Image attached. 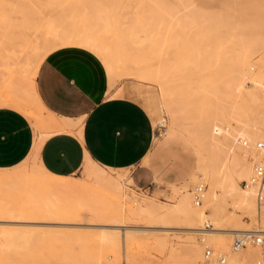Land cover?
Returning <instances> with one entry per match:
<instances>
[{"label":"bare ground","instance_id":"bare-ground-1","mask_svg":"<svg viewBox=\"0 0 264 264\" xmlns=\"http://www.w3.org/2000/svg\"><path fill=\"white\" fill-rule=\"evenodd\" d=\"M69 45L102 60L110 87L150 86L139 99L159 137L192 145L196 170L173 201H140L126 174L86 155L85 178L37 161L46 137L76 125L50 114L34 85L42 59ZM4 103L32 119L37 143L22 165L0 170V264H151L146 247L162 264H264L258 246L230 248L232 237L264 236V0H0Z\"/></svg>","mask_w":264,"mask_h":264},{"label":"crops","instance_id":"crops-1","mask_svg":"<svg viewBox=\"0 0 264 264\" xmlns=\"http://www.w3.org/2000/svg\"><path fill=\"white\" fill-rule=\"evenodd\" d=\"M34 85L38 99L50 114L76 124L70 132L52 133L41 143L37 161L50 174L77 177L74 175L84 170L87 157L106 169L133 168L134 174L128 176L132 188L144 181L168 191L185 184L195 172L194 148L176 136L191 149L189 174L181 183H168L155 176L154 164L144 163L156 136L151 115L140 101L126 95L113 96L118 87H110L104 63L89 49L69 45L50 52L38 65ZM36 135L35 126L24 115L0 106V170L26 162L34 152ZM146 197L159 200L144 192L140 201L147 203Z\"/></svg>","mask_w":264,"mask_h":264},{"label":"rangeland","instance_id":"rangeland-1","mask_svg":"<svg viewBox=\"0 0 264 264\" xmlns=\"http://www.w3.org/2000/svg\"><path fill=\"white\" fill-rule=\"evenodd\" d=\"M119 86H123V90H124L123 95H126V96H128L132 99L138 100V101H140L139 95L141 93L152 91V88L150 86L146 85V87H145L144 84L142 85V84H140V83H138V82H136L130 78H123V79L118 80V82L114 88L119 87ZM142 86H144V87L142 88ZM125 90L127 93L125 92ZM0 106H7V107H10V108L16 110L17 112L24 115L30 121L31 124L33 123L32 119H30L22 111L17 110L11 103L0 104ZM33 125H34V123H33ZM154 126H155V131H156V136L154 138V147H153L152 152L149 154L147 161L144 163L151 165V166H152V164H154V169H153L154 174H155V176L159 177L160 179H163L168 183H181L186 179V176L189 174V170H190L191 164L193 162V155H192L191 149L189 146L184 145L182 143V141L180 140V138H178L176 136H170L166 139L159 137L160 132L162 130V126L159 124L154 125ZM119 172L125 173L127 177L131 174H134L133 168L127 169L126 171L121 170ZM85 175H86V173L82 169V170L76 172L74 176H77L80 178H85L86 177ZM134 185L136 186L135 188H138V190H137L133 187V189L138 194V197L140 198V200H142L141 196L144 194V192L148 193V194H153L159 200H162V201H170L173 199V193H172L173 190L170 187L169 188L171 190L169 189L168 191L163 186L160 187L159 189H157V187L155 186L154 183L144 182V181H141L139 183H135ZM174 199H175V195H174ZM238 213H239V215L242 216L244 224H250L251 223V220L244 217V214H242L240 212H238ZM5 224H10V223H5ZM15 224L18 225V223H15ZM20 225H32V223L31 224L30 223H28V224L27 223H20ZM255 225H257V223ZM42 226H44V225H41L40 228H43ZM53 228L55 229V227H53ZM57 229H55V230H57ZM161 233L164 234L163 232H159V233H155V234H161ZM166 234H168L170 237H174V238L181 237V236L182 237L187 236V233H184L183 231H180L179 229H177V230L171 229ZM233 238L234 237H232L231 240H233ZM230 242H232V241H230ZM143 250L146 253L151 254V256L153 255L152 257H154V260L152 261L151 264H162V263H160V260L156 259V258H162V257H160V255L156 251H153L149 247L143 248ZM203 252H205V249H203ZM258 253L260 255H263L262 257H264V251L262 250V248L260 246H258ZM255 260H254V262H255Z\"/></svg>","mask_w":264,"mask_h":264},{"label":"built area","instance_id":"built-area-1","mask_svg":"<svg viewBox=\"0 0 264 264\" xmlns=\"http://www.w3.org/2000/svg\"><path fill=\"white\" fill-rule=\"evenodd\" d=\"M262 147H264V145H262ZM257 181L260 183V185H264V164L258 167ZM203 194H204V189L201 186L197 187L194 190L193 202L195 205H199L201 203ZM257 203H258V207L260 208V206L263 204V198L261 197V195L258 196ZM210 227L211 225L208 222L204 224L205 229H209ZM247 245L260 246L264 251V236L259 231H251L247 235L234 237L231 242L230 248L232 252H236L246 247ZM210 255H211V250L209 248H206L205 257H209ZM218 262L220 264H229L224 257H219Z\"/></svg>","mask_w":264,"mask_h":264}]
</instances>
